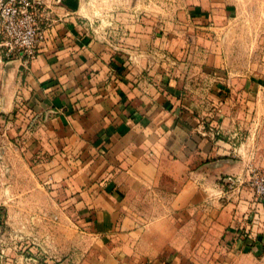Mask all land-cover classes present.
<instances>
[{
  "label": "crops",
  "instance_id": "1",
  "mask_svg": "<svg viewBox=\"0 0 264 264\" xmlns=\"http://www.w3.org/2000/svg\"><path fill=\"white\" fill-rule=\"evenodd\" d=\"M155 1L115 43L47 0L0 62V264H264V202L225 181L264 174V0Z\"/></svg>",
  "mask_w": 264,
  "mask_h": 264
},
{
  "label": "built area",
  "instance_id": "2",
  "mask_svg": "<svg viewBox=\"0 0 264 264\" xmlns=\"http://www.w3.org/2000/svg\"><path fill=\"white\" fill-rule=\"evenodd\" d=\"M47 0H0V62L14 59L27 68L46 38L42 22ZM229 185L248 184L264 202V174L250 169L247 176H228Z\"/></svg>",
  "mask_w": 264,
  "mask_h": 264
},
{
  "label": "rangeland",
  "instance_id": "3",
  "mask_svg": "<svg viewBox=\"0 0 264 264\" xmlns=\"http://www.w3.org/2000/svg\"><path fill=\"white\" fill-rule=\"evenodd\" d=\"M91 1L90 8L92 9V27L95 33L106 35L107 38L115 43H124L127 39L123 31L125 28H127L129 25V15L133 14H140L144 15L145 13L154 14L156 15L159 13V4H154L153 9H151V5H148V8L146 7L145 0H89ZM135 7V11L131 12V10ZM173 6H171V12H172ZM160 14V13H159ZM133 23V22H131ZM122 29V32H121ZM109 31L111 34L109 35ZM118 32V33H116ZM116 33V34H115ZM241 59L245 56V54H239ZM257 57V55L250 54V57ZM256 61V60H255ZM256 70V69H255ZM1 135V133H0ZM2 145L0 144V156L2 152ZM1 162V157H0ZM0 176H1V167H0ZM27 246L25 249V253H31V254H37L36 252L32 251V247ZM31 248V250H30ZM42 256H52L50 252L47 249L40 250ZM29 255V254H27ZM33 256V255H32ZM50 260H55V258L50 257Z\"/></svg>",
  "mask_w": 264,
  "mask_h": 264
},
{
  "label": "water",
  "instance_id": "4",
  "mask_svg": "<svg viewBox=\"0 0 264 264\" xmlns=\"http://www.w3.org/2000/svg\"><path fill=\"white\" fill-rule=\"evenodd\" d=\"M225 181H227V179L225 178Z\"/></svg>",
  "mask_w": 264,
  "mask_h": 264
}]
</instances>
